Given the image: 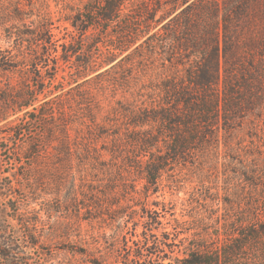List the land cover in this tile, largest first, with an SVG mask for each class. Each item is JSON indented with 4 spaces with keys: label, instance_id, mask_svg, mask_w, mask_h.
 Segmentation results:
<instances>
[{
    "label": "rangeland",
    "instance_id": "rangeland-1",
    "mask_svg": "<svg viewBox=\"0 0 264 264\" xmlns=\"http://www.w3.org/2000/svg\"><path fill=\"white\" fill-rule=\"evenodd\" d=\"M89 1L0 0L2 50L31 54L34 44L22 41L18 32L45 22L54 40L65 45V50L59 47L58 53L68 57V49L74 51L70 61L58 62V69L53 61L42 69H48V76L57 77L53 84L57 92L53 91L45 100L62 102L72 135L83 133L84 142L91 145L80 147L72 155L60 154L49 147L46 153L34 157L30 145L47 130L43 123H30L28 115H38L33 108L40 102L15 115L10 109L8 119L0 122V264H168L170 258L161 256L150 261L130 259L136 247L149 251L159 247L172 259L183 257L186 249L197 243L215 247L217 218L224 212L222 207L218 209L215 199L223 196L226 183L231 186L235 183L236 155L221 139L219 147H212L196 159L170 165L153 193L154 186L147 183L131 160L125 157L114 160L111 153L101 149L117 133L126 131V119L118 117L114 109L117 101L147 99L149 88L157 83L164 64L158 53L142 61L132 53L134 45L125 51L114 49L135 39L132 32L136 26L134 22H126L129 19L92 27L85 35L75 31L72 19ZM140 1L131 0L127 6ZM165 13L160 10L157 17ZM32 22L33 26L28 27ZM123 32H130L131 36L122 38ZM85 61L90 65L84 64ZM38 67V62L29 57L17 72L3 73L0 80L36 87ZM58 91L66 95L58 97ZM92 107L103 128L90 131L81 122H88L86 115ZM15 124L18 128L13 131ZM243 127L235 133L233 142L249 145L253 139L264 150V129L256 133L250 121ZM111 160L117 163L114 171L117 172L118 165L125 176H112L102 166L101 163ZM91 197H95L96 208L87 213L85 205ZM153 203L164 207L160 209ZM152 223L155 227L150 233V243H133L132 234H140ZM166 237L164 246L161 239ZM5 254L8 256L4 257Z\"/></svg>",
    "mask_w": 264,
    "mask_h": 264
},
{
    "label": "trees",
    "instance_id": "trees-1",
    "mask_svg": "<svg viewBox=\"0 0 264 264\" xmlns=\"http://www.w3.org/2000/svg\"><path fill=\"white\" fill-rule=\"evenodd\" d=\"M129 1L90 0L72 19L75 31L82 35L92 27L129 19L126 22H134L136 26L132 32L135 39L114 49L125 51L134 45L132 53L142 61L158 53L164 64L157 83L149 88L147 99L131 104L117 101L114 109L118 117L126 119V131L117 133L101 149L111 153L114 160L121 157L131 160L147 183L154 186L153 193L157 192V183L170 165L196 159L212 147H219L221 139L236 155L238 164L234 170L235 183L232 186L226 183L223 196L215 199L218 209L224 210L217 218L215 247L197 243L187 248L183 257L175 259L159 247L154 251L136 247L130 261H150L161 256L170 258L168 264H264V150L253 139L249 145L232 140L246 121L251 122L256 133L264 129V0H141L127 6ZM160 10L166 13L157 17ZM16 15H21L18 9ZM128 35L131 36L130 32H123L121 37ZM18 36L34 44L31 54H16L0 47V76L17 72L21 64L33 57L40 68L39 81L34 87L0 80V122L8 119L10 109L15 115L40 102L33 108L38 115L26 114L30 123H43L47 130L30 145L34 157L43 155L49 147L60 154L72 155L82 146H91L84 142L83 133V136L79 132L72 135L62 102L45 100L50 93L57 92L56 85L53 86L57 77L48 76V69H42L50 66V61L58 69V62L70 61L74 51L68 49V57L58 53L59 47L65 50V45L54 40L45 22L19 31ZM54 58L58 61L54 62ZM84 64L90 65L89 61ZM59 92L58 97L66 95ZM86 118L88 122L81 125L87 130L103 128L97 122L93 107ZM17 128L16 124L12 126L13 131ZM114 160L101 164L112 176H125L118 165L117 172L114 171L117 164ZM72 194L76 198L74 189ZM94 199L89 198L85 205L87 213L96 208ZM153 205L164 207L159 203ZM153 223L140 234H132V242L150 243ZM167 240L168 237L161 239L164 246Z\"/></svg>",
    "mask_w": 264,
    "mask_h": 264
}]
</instances>
